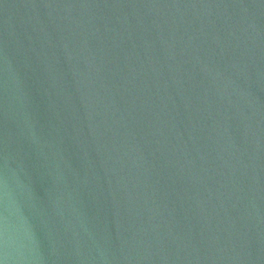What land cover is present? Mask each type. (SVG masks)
Instances as JSON below:
<instances>
[{
    "label": "water",
    "instance_id": "obj_1",
    "mask_svg": "<svg viewBox=\"0 0 264 264\" xmlns=\"http://www.w3.org/2000/svg\"><path fill=\"white\" fill-rule=\"evenodd\" d=\"M0 264H264V0H0Z\"/></svg>",
    "mask_w": 264,
    "mask_h": 264
}]
</instances>
